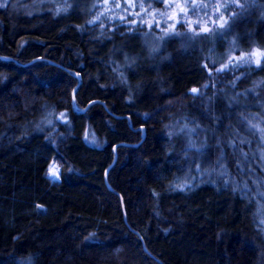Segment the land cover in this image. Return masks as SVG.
Returning a JSON list of instances; mask_svg holds the SVG:
<instances>
[{
  "label": "trees",
  "instance_id": "16d2710c",
  "mask_svg": "<svg viewBox=\"0 0 264 264\" xmlns=\"http://www.w3.org/2000/svg\"><path fill=\"white\" fill-rule=\"evenodd\" d=\"M107 1L0 0V264H264V0Z\"/></svg>",
  "mask_w": 264,
  "mask_h": 264
},
{
  "label": "rangeland",
  "instance_id": "374dc122",
  "mask_svg": "<svg viewBox=\"0 0 264 264\" xmlns=\"http://www.w3.org/2000/svg\"><path fill=\"white\" fill-rule=\"evenodd\" d=\"M107 4H108V1L107 0H104ZM169 1H171L170 2V7L172 8V9H177V8H179L180 7V4H181V1L182 0H169ZM219 22V20H217V23ZM256 52H264V50H261V49H257V48H255V47H253V48H251L250 49V51L248 52V54L246 53V54H243V53H238L237 55H234V56H232V58H233V60L234 59H239L240 57H242V56H244V55H249L250 57H252L253 59H256L257 58V56L254 54V53H256ZM193 89H196V87H190V91L191 92H193L192 90ZM52 165H55V167H56V175L55 176H52V175H50L49 174V169H50V167L52 166ZM47 174L50 176V177H52V178H56L57 176H58V165H57V163L54 161V160H51V161H49V163L47 164Z\"/></svg>",
  "mask_w": 264,
  "mask_h": 264
},
{
  "label": "snow or ice",
  "instance_id": "6c2138e0",
  "mask_svg": "<svg viewBox=\"0 0 264 264\" xmlns=\"http://www.w3.org/2000/svg\"><path fill=\"white\" fill-rule=\"evenodd\" d=\"M232 2H234V3H238V0H232ZM0 6H2V4H0ZM204 7H207V5H204ZM224 7H227V0H226L225 3L218 5L217 8H216V11H219L220 8H224ZM181 11H184V9L181 8ZM221 20L223 21V17H221ZM220 26H221V27H224V23H221ZM202 31H204V32H208L209 29L205 27V28L202 29ZM254 54L257 56V59H256L255 63H256L257 65L261 64V59H260V57H261V56H264V52H256V53H254ZM239 59L244 60L245 57L242 56V57H240ZM229 63H231V59L229 60ZM224 67H227V65H224ZM192 91H193V92H196V91H198V90H197V89H193ZM49 174L52 175V176H55V175H56V167H55V165H52V166L50 167V169H49Z\"/></svg>",
  "mask_w": 264,
  "mask_h": 264
},
{
  "label": "water",
  "instance_id": "95a60500",
  "mask_svg": "<svg viewBox=\"0 0 264 264\" xmlns=\"http://www.w3.org/2000/svg\"><path fill=\"white\" fill-rule=\"evenodd\" d=\"M140 129H142V127H140Z\"/></svg>",
  "mask_w": 264,
  "mask_h": 264
}]
</instances>
